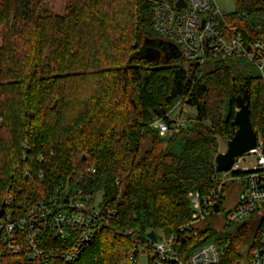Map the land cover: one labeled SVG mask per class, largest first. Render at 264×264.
I'll list each match as a JSON object with an SVG mask.
<instances>
[{
	"label": "trees",
	"instance_id": "16d2710c",
	"mask_svg": "<svg viewBox=\"0 0 264 264\" xmlns=\"http://www.w3.org/2000/svg\"><path fill=\"white\" fill-rule=\"evenodd\" d=\"M153 2L71 0L54 15L42 0H0V207L22 216L54 197L99 194L105 223L69 264H128L134 240L186 225L189 191H215L219 211L226 187L215 188L218 138L233 135L234 99L245 89L264 152L261 77L236 68L242 57H182L153 31ZM233 4L226 25L264 43V0ZM169 44L177 51L164 50ZM178 102L195 111L186 128L170 118ZM156 119L170 132L160 136ZM241 229L213 238L205 226L175 246L183 258L200 244L228 240L223 264H241L253 239ZM44 238L49 248L65 247L51 232ZM0 264L30 263L0 242Z\"/></svg>",
	"mask_w": 264,
	"mask_h": 264
},
{
	"label": "built area",
	"instance_id": "2783aa9c",
	"mask_svg": "<svg viewBox=\"0 0 264 264\" xmlns=\"http://www.w3.org/2000/svg\"><path fill=\"white\" fill-rule=\"evenodd\" d=\"M152 11V28L157 37L172 43L185 59L203 63L210 59L245 57L257 69L264 83V43L247 42L234 28L228 27L224 13L214 0H154ZM174 122L177 128H186L189 123ZM152 126L160 135L170 132L161 119H156ZM256 135V147L236 157L228 171L217 173L215 185L220 193L224 184L241 182L237 202L220 218V231L226 225H233L234 228H247L252 234V242L241 264H264V152L260 136ZM249 158H253L250 165L242 164ZM187 197L192 212L186 225L175 235L155 232L156 241L153 243L147 237L144 242L134 240L126 253L128 264H223L228 240L222 244L215 240L205 242L180 257L175 242L198 237L204 229V220L218 212L214 210L215 191L207 196L189 191ZM8 201L12 202V198L8 197ZM98 201L77 191L73 197H54L39 202L22 216L11 212L3 214L0 242L9 253L30 264H56L57 261L69 264L78 257L80 247L89 242L105 223L107 213ZM50 232L64 242V248L48 247L44 237Z\"/></svg>",
	"mask_w": 264,
	"mask_h": 264
},
{
	"label": "rangeland",
	"instance_id": "374dc122",
	"mask_svg": "<svg viewBox=\"0 0 264 264\" xmlns=\"http://www.w3.org/2000/svg\"><path fill=\"white\" fill-rule=\"evenodd\" d=\"M70 2L71 0H42L40 7L44 8L49 14L61 15L64 14ZM214 2L217 4L218 8L223 13H230L234 10L233 0H214ZM239 60H241V63L239 66L236 67L239 71L245 72L246 74L249 75H258L257 69L245 57H242V59ZM232 61H237V59L232 58ZM205 68L206 69L204 70L207 71L208 67ZM194 113L195 111L193 108L186 106L182 102H178L174 111L170 115V118L171 120H174L176 122L178 121L189 122L190 121L189 119L192 118ZM1 123H2V118H1ZM225 150H226V146L224 141L221 138H218V152H224ZM251 162H253V158H249L245 160V162H243L242 164L250 165ZM224 185L226 189L222 192L223 200L220 210L216 213L215 216L206 218L203 222V227L207 226L208 228H211L213 231L216 232L213 238H215L216 236H221L220 233H218L222 227L220 226L221 225L220 218H222L227 211L231 210L234 207L240 194L241 182L239 180L233 181L231 183L228 182ZM95 197H96L95 200H97L99 198V194H97ZM233 228H234L233 225H226L224 230L231 231ZM241 230L247 232V228H242Z\"/></svg>",
	"mask_w": 264,
	"mask_h": 264
},
{
	"label": "water",
	"instance_id": "95a60500",
	"mask_svg": "<svg viewBox=\"0 0 264 264\" xmlns=\"http://www.w3.org/2000/svg\"><path fill=\"white\" fill-rule=\"evenodd\" d=\"M180 5V4H178ZM161 42H159V45ZM167 52L177 51L175 47L170 44L163 46ZM147 54L151 53V49L146 50ZM249 109V93L245 89L242 94L234 99V115L232 124L235 126L233 135L224 140L226 150L218 152L214 157V170L216 173L228 171L236 157L253 150L256 147L257 135L253 130L250 122ZM5 202L0 207V218L4 214ZM244 223H242L243 225ZM241 225V226H242ZM146 237L153 243L156 241L155 232L153 230L146 234Z\"/></svg>",
	"mask_w": 264,
	"mask_h": 264
}]
</instances>
